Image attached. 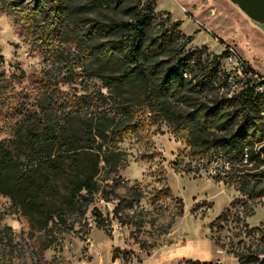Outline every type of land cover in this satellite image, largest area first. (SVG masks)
Returning a JSON list of instances; mask_svg holds the SVG:
<instances>
[{
  "label": "trees",
  "instance_id": "16d2710c",
  "mask_svg": "<svg viewBox=\"0 0 264 264\" xmlns=\"http://www.w3.org/2000/svg\"><path fill=\"white\" fill-rule=\"evenodd\" d=\"M4 4L56 68L35 79L36 91L13 92L0 72V194L23 214L48 222L68 209L84 213L99 171L121 166L118 143L133 133L142 107L168 121L194 153L212 151L209 164L229 161V178L244 194L264 196V172L244 173L249 166L241 165L245 152L251 165L264 160V82L243 61L248 76L234 86L217 55L188 48L192 37L181 23L158 17L155 0ZM78 74L101 88L63 90L61 82ZM247 262L264 264V255Z\"/></svg>",
  "mask_w": 264,
  "mask_h": 264
},
{
  "label": "rangeland",
  "instance_id": "374dc122",
  "mask_svg": "<svg viewBox=\"0 0 264 264\" xmlns=\"http://www.w3.org/2000/svg\"><path fill=\"white\" fill-rule=\"evenodd\" d=\"M6 1L0 0V72L13 92L36 91L35 79L55 71L54 60ZM155 12L179 21V30L192 37L187 47L217 55L236 79L251 71L264 76V24L232 1L155 0ZM229 47L248 75L228 63ZM60 85L78 94L101 88L81 74ZM136 119L133 133L118 143L121 166L99 171L84 213L68 209L47 222L0 194V264H249L250 255H264V196L244 194L237 177L213 176L212 151L194 153L182 134L145 107ZM247 169L264 172V160Z\"/></svg>",
  "mask_w": 264,
  "mask_h": 264
},
{
  "label": "built area",
  "instance_id": "2783aa9c",
  "mask_svg": "<svg viewBox=\"0 0 264 264\" xmlns=\"http://www.w3.org/2000/svg\"><path fill=\"white\" fill-rule=\"evenodd\" d=\"M231 48H232V56H228L227 61H228V63H232V62L235 63L237 65L238 71L243 72V69L241 67L242 61L237 58L235 49L233 47H231ZM230 73H233V72H230ZM257 78L264 82V76H258ZM244 80H245V78H244ZM229 81L234 86L237 83V80H229ZM259 88H264V84L262 86H260ZM241 165L242 166H250L251 165L250 155L248 154V152L243 154ZM210 168L213 171V176L219 177L221 179H229V175H228V171H227L228 169H230V162L229 161H225L223 166L218 164L217 161H212V162H210ZM84 264H99V263L94 261V260H88Z\"/></svg>",
  "mask_w": 264,
  "mask_h": 264
},
{
  "label": "water",
  "instance_id": "95a60500",
  "mask_svg": "<svg viewBox=\"0 0 264 264\" xmlns=\"http://www.w3.org/2000/svg\"><path fill=\"white\" fill-rule=\"evenodd\" d=\"M236 4L251 20L264 24V0H230Z\"/></svg>",
  "mask_w": 264,
  "mask_h": 264
},
{
  "label": "bare ground",
  "instance_id": "6f19581e",
  "mask_svg": "<svg viewBox=\"0 0 264 264\" xmlns=\"http://www.w3.org/2000/svg\"><path fill=\"white\" fill-rule=\"evenodd\" d=\"M228 56H232V48L231 47L228 48ZM235 76L236 75L234 73H229V80H237V83L239 84V82H238L239 80L236 79ZM258 92L259 93H263L264 92V88H258ZM248 154H249V152H248Z\"/></svg>",
  "mask_w": 264,
  "mask_h": 264
}]
</instances>
